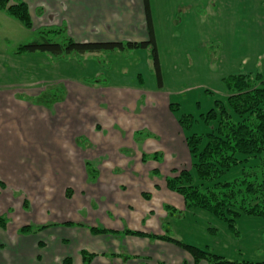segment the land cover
Instances as JSON below:
<instances>
[{
    "label": "crops",
    "instance_id": "crops-1",
    "mask_svg": "<svg viewBox=\"0 0 264 264\" xmlns=\"http://www.w3.org/2000/svg\"><path fill=\"white\" fill-rule=\"evenodd\" d=\"M23 1L37 23H73L70 30L66 29L79 41L111 37L113 32L117 34L116 39L122 40L131 37L130 30L146 20L145 0ZM174 1L160 0V4L169 5L172 11L177 4L173 6ZM148 5L155 25V0H148ZM115 22L126 24L115 26L112 24ZM93 30H97V35L92 34ZM18 64L40 71L34 75L27 72L24 78L1 74ZM86 64L88 71L90 63ZM80 65L76 60L52 64L40 54L0 58V81H31L23 85L5 82L0 86V183H5V188L0 190V205L5 197H13L23 189L29 198L43 199L40 208L51 204L53 214L75 213L62 219L76 222L45 230L32 228L28 233L18 231L12 235H8L9 227L0 228L4 232H0V264H74L73 252H70L73 244H78L80 251L101 255L120 254L125 247V253L139 257L126 261L103 255L91 264L100 258L103 259L100 264H140L142 258H148V264H194L187 252L172 244L122 233L125 229H145L162 234V224L168 219L164 205L184 209L179 196L175 200L171 198L173 201L165 199L160 211L152 209L150 204L162 192L158 183L165 181L161 177L164 171L191 165L184 131L174 114V103L157 90L78 82L90 78L89 72H80ZM54 87H64L60 101L50 109L34 104ZM217 87L224 97L229 95L223 85ZM211 93V96L215 94ZM158 154L160 160L156 157ZM90 166L98 172L93 182L89 181ZM68 187L72 190L71 197L66 195ZM56 193L61 198L57 203ZM145 193L151 194L150 200L144 198ZM5 203V208L0 207V214L5 209V213L10 211L11 204ZM23 205L28 207V201H23ZM85 207L92 213L109 212V224L104 229L117 232L93 234L86 225L99 224H95L94 218L92 222L85 221L80 214L81 210L87 211ZM134 221L147 227L137 225L135 229ZM111 245L115 250L108 252ZM76 260L77 264H84L80 253L76 254Z\"/></svg>",
    "mask_w": 264,
    "mask_h": 264
},
{
    "label": "rangeland",
    "instance_id": "rangeland-1",
    "mask_svg": "<svg viewBox=\"0 0 264 264\" xmlns=\"http://www.w3.org/2000/svg\"><path fill=\"white\" fill-rule=\"evenodd\" d=\"M176 2L177 4L172 11H170L169 5L168 7L161 5L160 0H155L154 6V26L163 88L159 87L150 50H136L130 53L117 52L116 54L104 52L86 56L82 60L72 56L68 60L57 61H53L48 55L43 53L31 54L45 55L52 64L58 61L76 60L81 63L78 68L80 72H89L90 74V78L86 79L89 82L78 81L84 84L88 82L87 84L93 86L95 84L122 85L131 89L141 87L150 91L157 90L159 93L168 96L171 103L177 105L175 106L177 110H174L177 118L181 119L184 115H192L195 118L196 121L193 126L186 128V136L192 134L204 135L214 127L215 123L210 126L206 125L201 115L208 113L214 107L216 99L224 100L226 97H224L223 91H220L217 87V85H223L226 89L223 79L238 74H250L253 76L259 74L264 79V0H175L173 6ZM257 16H259V19H257ZM256 22L263 25V28L258 27ZM33 23L34 28L28 29L20 20L8 16L7 13L0 9V58L3 56H22L15 54L20 45L35 41L42 42L43 39L38 35V30L42 27L63 26L62 35L49 34L50 40L53 42H63L65 41L63 36L71 37L72 34L66 29L68 27L70 30V26L73 27L71 22L56 24L53 21H48L46 23H37L34 20ZM112 24L119 26L126 23L115 22ZM136 27L130 30L131 37H124L122 40H147L148 34L145 22L138 23ZM143 29L144 31H142ZM97 33V30L92 31V34L97 35ZM112 35L101 39H98L99 37L97 36V39L94 40H118L115 32ZM72 38L81 42L79 41L80 39ZM31 54H24L23 56ZM86 62L90 63L88 71L86 70ZM38 69H29L26 65L18 64L10 71H3L1 74L24 78L25 73L28 72L30 75H34L40 71ZM108 70L111 71L110 74L107 72ZM95 73L98 74L96 75ZM109 76L111 78H108ZM5 82L23 85L31 81H0V86L5 84ZM61 89L53 90V92L56 91L54 93L55 97L49 94L41 95L34 104L50 109L56 102L61 100ZM26 90L31 89L27 88ZM208 90L215 94L213 96L206 94ZM26 95L29 94L26 93ZM204 144H206V138H204ZM263 159L264 150L260 157L250 158L247 162L233 167L221 176L218 181L233 182L243 179L262 181ZM188 166L168 169L163 172L161 177L165 181L158 183L159 189L162 188V192L159 190L160 193L156 194L157 197L150 201L153 206L152 209L156 208L160 211L165 199L173 201V199L175 200L178 197L176 193L167 189L166 178L173 176L180 170L191 169L192 166ZM191 170L193 176H195L194 168ZM195 181L197 180L195 179ZM19 190L13 197H5L1 200L4 202L0 207L5 208V202H8L9 205L11 204V207H9L10 211L5 213L7 210L5 209L4 214H0L8 220L6 228H1L5 230L9 227L10 234L8 235H12L13 232L18 233V231L22 233V228L26 226L45 230L61 224L70 226L76 223L70 219H62L63 217L75 216V213L60 211L53 214L51 213L53 211L51 204H48V207L44 205L43 208H40V202L43 199L37 196L29 198L23 189ZM163 191L166 193L165 197H163ZM23 196L24 198H22ZM59 200L61 198L56 193L54 201L57 203ZM134 200L136 201L137 199ZM23 201H28V207H26L28 210H24L26 209L24 205L22 207ZM82 201H84L83 198H81ZM93 202H97V199H94ZM92 205L95 204L92 203ZM85 209L88 212L80 211L85 221L92 222V218H94L95 224H99L103 228L108 226L110 220L108 216L111 215L109 212L100 214L98 211L92 213L88 208L85 207ZM123 222L128 226L127 220L124 219ZM134 225L136 226L135 229H138L137 225L147 227L141 223L136 224L135 221ZM86 226L100 228L92 224H87ZM235 227L237 231L230 227L227 220L219 219L202 209H191L171 214L168 216L166 223L162 224L163 232L168 231L170 236L188 245L209 249L214 254L229 260L254 263L264 261V216L242 213L236 220ZM142 231L148 230L142 229ZM0 232L4 233L2 230ZM50 232L53 235L57 234L54 230H48V233ZM70 248V252H73V263L77 264L76 254L78 256V253L82 250H79L78 244H73ZM110 248L107 250L108 252L115 250L113 245ZM123 249L122 251L124 252ZM101 260L103 261L101 258L98 259L96 264H100L99 261ZM67 261L69 263L70 260L68 259Z\"/></svg>",
    "mask_w": 264,
    "mask_h": 264
},
{
    "label": "trees",
    "instance_id": "trees-1",
    "mask_svg": "<svg viewBox=\"0 0 264 264\" xmlns=\"http://www.w3.org/2000/svg\"><path fill=\"white\" fill-rule=\"evenodd\" d=\"M145 3L147 40L128 39L78 42L70 36H63L65 41L53 42L50 40L49 34L62 35L63 26L42 27L38 30V35L43 41L20 45L15 54L43 53L48 55L53 61H57L68 60L72 56L82 60L86 56L104 52L130 53L146 49L150 50L159 87L161 88L163 79L155 28L148 0H145ZM0 9L7 13L8 16L20 20L26 28H34L29 6L23 0H0ZM223 80L229 95L224 100L216 99L214 107L208 113L201 115L206 125L210 126L215 123L209 132L204 135L192 134L186 136V128H191L196 120L192 115H184L179 119L191 156V169L194 168L195 176H193L191 169H183L166 178L167 189L182 198L184 209L164 205V210L167 216L191 209L206 210L219 219L227 220L230 227L237 231L235 223L242 213L264 216V159L262 160V181L243 179L233 182H219L218 180L233 167L247 162L250 158L260 157L264 150V79L259 74L256 76L238 74L228 76ZM57 88L54 87L44 94L55 97L54 93L56 91L53 92V90ZM62 93L63 88L61 89ZM206 93L212 95L209 91H206ZM172 106L173 110H177L175 108L177 105L173 104ZM204 138H206V144L203 145ZM160 156L158 154L157 159L160 160ZM88 171L89 181H95L98 177L97 170L90 166ZM4 188L5 183L1 182L0 190ZM71 194L72 190L68 189L66 195L71 197ZM144 198L150 200L151 194L145 193ZM25 206H27V203H25ZM7 222V218L0 215V228H6ZM32 230V227L26 226L21 231L28 233ZM90 230L95 235L117 232L101 227H92ZM122 233L127 236L172 244L187 252L194 264H264V261L254 263L229 260L214 254L209 249L188 245L170 236L168 231L156 234L142 230L125 229ZM80 255L84 264H91L95 258L103 255L105 257L122 258L126 261L139 258L138 256H130L125 252L101 255L90 253L86 250H82ZM142 259L143 261L140 264H148V258Z\"/></svg>",
    "mask_w": 264,
    "mask_h": 264
}]
</instances>
